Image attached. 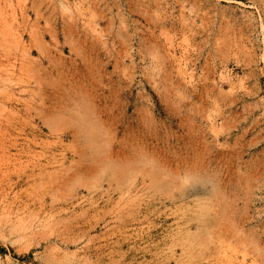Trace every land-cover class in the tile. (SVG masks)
<instances>
[{
    "label": "rangeland",
    "instance_id": "obj_1",
    "mask_svg": "<svg viewBox=\"0 0 264 264\" xmlns=\"http://www.w3.org/2000/svg\"><path fill=\"white\" fill-rule=\"evenodd\" d=\"M0 264H264V0H0Z\"/></svg>",
    "mask_w": 264,
    "mask_h": 264
}]
</instances>
